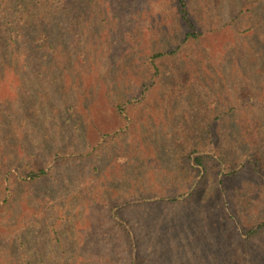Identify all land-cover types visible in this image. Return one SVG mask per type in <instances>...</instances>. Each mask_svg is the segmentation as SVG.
<instances>
[{
	"label": "trees",
	"instance_id": "16d2710c",
	"mask_svg": "<svg viewBox=\"0 0 264 264\" xmlns=\"http://www.w3.org/2000/svg\"><path fill=\"white\" fill-rule=\"evenodd\" d=\"M92 1L0 0V211L41 182L64 189L73 207L66 225L86 234L73 252L84 248V257L66 264H264V132L245 143L240 138L249 129L245 120L264 112L262 83V92L248 89L258 96L257 107H240L237 95L227 109L226 100L214 95L200 115L189 108L167 112L162 116L168 121L159 119L163 128L153 133L157 139H149L162 144L161 161L149 164L136 156L141 160L117 164L114 186L97 181L105 164L128 159L115 148L139 137L146 97L168 72L164 64L175 62L181 72L183 63L192 64L195 79L173 82L177 100L191 94L201 77L220 82L222 71L202 60L223 48L220 43L244 46L249 37L251 46L264 38L257 15L264 2L235 0L218 16L203 11L200 0H172L175 36L167 47L147 53L149 74L133 76L130 95L110 102L115 124L105 127L83 105V89L74 92L70 84L59 96L52 85L62 72L72 76L85 62L94 66L80 44L90 33L97 37L92 24L106 22L98 19L103 11L120 15V0H100L103 11ZM81 74L89 78L84 68ZM94 76L100 78L93 73L88 82L101 81ZM229 115L236 118L227 126ZM64 171V177L55 175Z\"/></svg>",
	"mask_w": 264,
	"mask_h": 264
},
{
	"label": "rangeland",
	"instance_id": "374dc122",
	"mask_svg": "<svg viewBox=\"0 0 264 264\" xmlns=\"http://www.w3.org/2000/svg\"><path fill=\"white\" fill-rule=\"evenodd\" d=\"M261 1L264 2V0ZM231 2L236 3L237 1L200 0L199 4L203 11L214 15L219 10L223 13L225 12L224 9L229 10L227 7ZM92 3L101 7V11L106 7V5L101 6L100 0H93ZM116 6L119 7L115 12L120 13V15H108L103 11L97 18L99 21L106 20L107 23L92 24L94 31L91 32L97 35L98 39L90 33V38L86 37L85 39V46L80 44L79 47V49L84 50L82 53L88 59L92 57L90 60L95 63L91 67L85 62L84 65L86 66L83 67L85 75L91 78L95 73L103 81L94 76V79L99 78L98 80L101 81L88 82L90 79L81 74L83 68L80 69L77 66L72 71V76L62 72L55 79V82H52L54 90L59 96L67 94L70 84H75L74 92L79 87L83 89L85 92L82 96L85 97L84 102H82L83 105L93 110L97 123L100 122L105 127L115 124L110 102H116L118 99L130 95L129 92L133 90L134 82H131L133 76L136 74H146L147 76L149 74L146 66L143 65L147 53L155 48L167 47L172 36L176 34L172 0H120ZM236 12L235 9L230 11L231 16L236 17ZM257 15L259 20L263 22L264 11L259 10ZM76 32L81 33L79 29H76ZM105 33H110L109 38L106 37ZM258 38L262 41L259 39L257 44L251 46H249L251 41L248 37L245 39L244 46L240 41H236V48L234 44L229 45L228 41L227 45L220 43L223 48L212 49L209 58L202 61L206 64L210 62L211 67L218 72L221 70L223 73L222 80L220 82H203L206 78L201 77L202 82H196V84L203 90L198 88L196 93L197 87L193 91L192 86L191 94L185 95L186 93H184L180 100H177L180 98L177 95L179 92L174 87L173 82L184 85L183 82H189V77L195 79L193 72H191L192 64L183 63L186 68V71L183 72H181L180 67H176L175 62L168 65L164 64L165 70L168 72L156 81L159 82L157 91L148 94L146 97L145 110L142 113L144 122L142 127L138 128L139 137L136 140L131 139L124 148H115L122 151L128 159L123 156L117 159V162L115 161L116 164L113 162L105 164L97 177V181L102 179L108 185L114 186L115 183H110L119 176L117 164L123 166V164L128 165V162L141 160H135L136 156L145 157L149 164H156L161 161L162 149L159 147L162 144L159 143L160 146L150 144L149 139L150 136L157 139L153 133L159 126V119L163 117V122L168 121L167 116H162L167 112L175 114L181 111L185 114L189 108L190 114L194 109L196 115H200L199 110L203 109L206 102L212 100L214 95L226 100V105L225 103L222 105L227 109L231 103L236 105L237 95L240 100V107L242 105L243 107L259 106L258 96H254L248 91L251 88L262 92L260 85L261 83L264 84V38L261 36ZM173 67L174 70H172ZM90 68H92L91 71ZM255 71L257 73L253 75ZM184 72L191 73L188 76L181 75ZM178 73L179 76L176 75ZM211 77L215 80L217 74L211 75ZM224 77H226V82H223ZM79 78L83 79L76 82V79ZM86 84H88L87 87ZM74 96L80 100L78 96ZM163 99L169 101L171 105H167ZM60 100L68 103L67 100L73 101L75 99L62 98ZM229 117L230 119L225 122L227 126L231 125V121L236 118L233 115H229ZM242 117L245 118L246 116L243 115ZM263 123L264 112L257 113L250 121L247 118L243 126L249 129L242 132L240 137L242 143L249 141L252 136L253 140L261 136L264 132ZM160 126L163 128V125ZM138 151L140 152L137 155ZM168 157V151L165 150V159L163 160H167ZM66 173L64 171L55 175L64 177ZM19 196L21 199L16 201L11 208L0 211V264H66L70 261L74 262V260L79 261L84 257V248L75 256L73 254L74 245L78 242L83 243L86 234L85 231L77 233L74 229L75 226L69 228L66 225L67 215L73 212L71 210L73 207L64 189L56 191L51 188L50 184L41 182Z\"/></svg>",
	"mask_w": 264,
	"mask_h": 264
}]
</instances>
